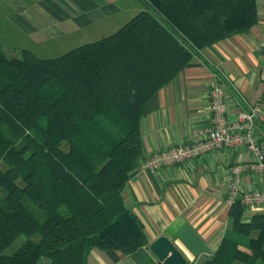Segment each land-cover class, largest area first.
Segmentation results:
<instances>
[{
    "label": "trees",
    "instance_id": "16d2710c",
    "mask_svg": "<svg viewBox=\"0 0 264 264\" xmlns=\"http://www.w3.org/2000/svg\"><path fill=\"white\" fill-rule=\"evenodd\" d=\"M142 2L112 34L58 56L0 44V264H86L93 248L147 245L122 195L141 164L145 105L258 15L257 0ZM244 214L234 200L230 229L201 264H264V212Z\"/></svg>",
    "mask_w": 264,
    "mask_h": 264
},
{
    "label": "crops",
    "instance_id": "0c3cea01",
    "mask_svg": "<svg viewBox=\"0 0 264 264\" xmlns=\"http://www.w3.org/2000/svg\"><path fill=\"white\" fill-rule=\"evenodd\" d=\"M142 6V0H0V44L58 56L112 34ZM257 15L249 29L199 50L150 98L141 120V162L156 150L190 142L192 130L209 125L212 83L225 90L229 118L256 103L264 105V0H257ZM254 132L264 138V121L255 124ZM251 159L240 147L156 170L140 164L122 195L142 222L147 245L129 254L93 248L86 264H162L147 247L161 235L182 252L186 264H201L231 227L232 167ZM238 186L239 200L245 190H263L264 177L245 171ZM260 212L264 210L245 208L244 220Z\"/></svg>",
    "mask_w": 264,
    "mask_h": 264
},
{
    "label": "built area",
    "instance_id": "2783aa9c",
    "mask_svg": "<svg viewBox=\"0 0 264 264\" xmlns=\"http://www.w3.org/2000/svg\"><path fill=\"white\" fill-rule=\"evenodd\" d=\"M209 109V125L192 130L193 140L156 150L141 162V166L156 170L193 160L213 150L244 147L251 153L252 159L232 167L234 179L228 199L231 204L240 191L238 180L243 172L251 171L264 177V138L256 136L254 132L255 124L264 121V105L256 103L249 109L238 110L234 118H229L225 90L222 86L212 83L209 89ZM240 201L246 209L264 210V189L245 190Z\"/></svg>",
    "mask_w": 264,
    "mask_h": 264
},
{
    "label": "water",
    "instance_id": "95a60500",
    "mask_svg": "<svg viewBox=\"0 0 264 264\" xmlns=\"http://www.w3.org/2000/svg\"><path fill=\"white\" fill-rule=\"evenodd\" d=\"M147 247L162 264H186L187 262L182 252L167 236L157 237Z\"/></svg>",
    "mask_w": 264,
    "mask_h": 264
},
{
    "label": "rangeland",
    "instance_id": "374dc122",
    "mask_svg": "<svg viewBox=\"0 0 264 264\" xmlns=\"http://www.w3.org/2000/svg\"><path fill=\"white\" fill-rule=\"evenodd\" d=\"M4 45V46H3ZM3 47L8 51L7 53L9 54V55H13V54H11L12 52L11 51H13V49H10V48H7L6 47V45L7 44H4L3 43ZM65 52V51H64ZM64 52H61V54H63ZM61 54H59V55H61ZM37 55H40V54H37ZM57 55V54H56ZM41 56H43L44 57V55H40V57ZM2 198H3V193H2V191L0 190V203H1V201H2ZM24 239V237L23 236H20L19 238H17V240L15 241V242H13L12 243V245L10 246L11 248H14V247H16V246H18L20 243H21V241ZM9 249L10 248H8L7 249V251H9Z\"/></svg>",
    "mask_w": 264,
    "mask_h": 264
}]
</instances>
